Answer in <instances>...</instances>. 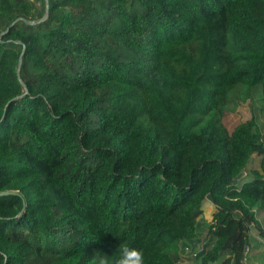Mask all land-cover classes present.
Returning a JSON list of instances; mask_svg holds the SVG:
<instances>
[{
    "label": "trees",
    "instance_id": "16d2710c",
    "mask_svg": "<svg viewBox=\"0 0 264 264\" xmlns=\"http://www.w3.org/2000/svg\"><path fill=\"white\" fill-rule=\"evenodd\" d=\"M256 92L264 0H0V264H179L205 200L200 264H242L264 122L223 118Z\"/></svg>",
    "mask_w": 264,
    "mask_h": 264
},
{
    "label": "rangeland",
    "instance_id": "374dc122",
    "mask_svg": "<svg viewBox=\"0 0 264 264\" xmlns=\"http://www.w3.org/2000/svg\"><path fill=\"white\" fill-rule=\"evenodd\" d=\"M257 115L264 122V102L261 100V96L258 92L255 93L254 98L246 102H240L237 106H231V108L226 112L223 122L231 131L237 124L242 121L248 120L253 116ZM262 156L254 154L249 169L251 168H261L262 169ZM208 210V209H207ZM259 218L261 219L262 228L264 230V212L259 213ZM209 225V220L202 218L199 227V233H203ZM259 237V238H258ZM251 239L249 240L252 244V251L255 249H261V255L259 258L254 260L258 261V264L264 262V233H260L256 227H254L251 234ZM251 251V253H252ZM181 264H200V261L196 259H187Z\"/></svg>",
    "mask_w": 264,
    "mask_h": 264
},
{
    "label": "built area",
    "instance_id": "2783aa9c",
    "mask_svg": "<svg viewBox=\"0 0 264 264\" xmlns=\"http://www.w3.org/2000/svg\"><path fill=\"white\" fill-rule=\"evenodd\" d=\"M211 220L209 221V223ZM216 242V235L214 234V228H207L203 233H199L192 240H182L180 242V261L189 259H196L198 261L205 255V253L214 247ZM251 251L252 244L247 242L244 246L243 254L241 257L242 264H251ZM234 259H232L233 261Z\"/></svg>",
    "mask_w": 264,
    "mask_h": 264
},
{
    "label": "clouds",
    "instance_id": "9594fccd",
    "mask_svg": "<svg viewBox=\"0 0 264 264\" xmlns=\"http://www.w3.org/2000/svg\"><path fill=\"white\" fill-rule=\"evenodd\" d=\"M115 252L119 253L116 264H144V253L141 249L130 247L126 243H120ZM99 264H109V255L104 254L99 259Z\"/></svg>",
    "mask_w": 264,
    "mask_h": 264
},
{
    "label": "crops",
    "instance_id": "0c3cea01",
    "mask_svg": "<svg viewBox=\"0 0 264 264\" xmlns=\"http://www.w3.org/2000/svg\"><path fill=\"white\" fill-rule=\"evenodd\" d=\"M203 209H204V211H203V213L201 214V216L199 217V222H201V219L202 218H205V219H207V220H211V218H212V213H213V211L215 210V205L210 201V200H205L204 202H203ZM208 209V210H207ZM261 220V219H260ZM254 229V228H253ZM252 232H253V230H252ZM252 232H251V234H252ZM251 237V236H250ZM259 238V237H258ZM251 239V238H250ZM261 255V249H259V250H256L255 251V249L252 251V253H251V264H258L259 263V260L258 261H256V260H254L255 258H259V256ZM262 264H264V262L262 263Z\"/></svg>",
    "mask_w": 264,
    "mask_h": 264
},
{
    "label": "water",
    "instance_id": "95a60500",
    "mask_svg": "<svg viewBox=\"0 0 264 264\" xmlns=\"http://www.w3.org/2000/svg\"><path fill=\"white\" fill-rule=\"evenodd\" d=\"M8 193H10V192H8V191H5V192H2V193H0V194H8Z\"/></svg>",
    "mask_w": 264,
    "mask_h": 264
}]
</instances>
